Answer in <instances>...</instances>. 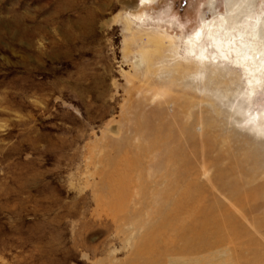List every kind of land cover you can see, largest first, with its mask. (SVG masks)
<instances>
[{"label":"rangeland","instance_id":"rangeland-1","mask_svg":"<svg viewBox=\"0 0 264 264\" xmlns=\"http://www.w3.org/2000/svg\"><path fill=\"white\" fill-rule=\"evenodd\" d=\"M225 1L0 0V264H264L254 109L182 45Z\"/></svg>","mask_w":264,"mask_h":264},{"label":"bare ground","instance_id":"bare-ground-1","mask_svg":"<svg viewBox=\"0 0 264 264\" xmlns=\"http://www.w3.org/2000/svg\"><path fill=\"white\" fill-rule=\"evenodd\" d=\"M156 1L140 0V5L147 7ZM224 5V14L211 21L201 20L192 34L182 38L184 58L199 67L229 68L239 74L241 96L247 109H254L246 123L248 134L264 139V106L254 108L255 95L264 93V8H257L254 0H232ZM166 38L172 40L170 35Z\"/></svg>","mask_w":264,"mask_h":264}]
</instances>
